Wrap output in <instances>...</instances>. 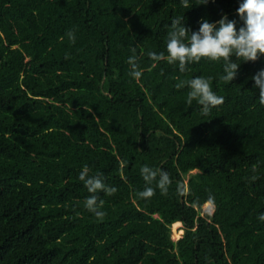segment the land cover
I'll list each match as a JSON object with an SVG mask.
<instances>
[{
	"label": "trees",
	"instance_id": "obj_1",
	"mask_svg": "<svg viewBox=\"0 0 264 264\" xmlns=\"http://www.w3.org/2000/svg\"><path fill=\"white\" fill-rule=\"evenodd\" d=\"M197 3L0 0V264H264V56L231 83L215 62L182 73L149 56L176 17L244 26L243 0ZM198 76L225 100L207 115L175 87ZM85 165L117 188L99 193L103 219L84 206ZM144 165L169 174L167 195L139 197Z\"/></svg>",
	"mask_w": 264,
	"mask_h": 264
},
{
	"label": "clouds",
	"instance_id": "obj_2",
	"mask_svg": "<svg viewBox=\"0 0 264 264\" xmlns=\"http://www.w3.org/2000/svg\"><path fill=\"white\" fill-rule=\"evenodd\" d=\"M181 3L186 9L192 7L189 0H181ZM207 3L208 0H198L197 4ZM238 14L244 23V26L238 30L236 21H230L226 15L215 23H210L207 19L203 20L198 31H191L185 27L183 17L173 18L167 37V54L150 52L149 56L154 62L165 61L169 65H178L182 73L187 70L188 65L198 64L201 60L215 62L223 67L220 80L223 83H231L237 77L241 62H256L264 56V0H243L238 8ZM67 35L69 39L75 41L73 32L70 31ZM132 51L133 55L127 60L131 69L129 74L139 80L143 72L139 68L135 49L133 48ZM152 66L155 67L156 63ZM252 79L259 89V103L264 105V70L259 71ZM185 86L190 89L187 93V104L191 106L195 101L201 106V112L205 115L225 102L223 96L213 91L212 77L198 76L190 80H181L175 85L177 89ZM140 171L146 184L145 189L138 193L140 198H152L156 188L162 195L168 194L172 180L166 171L150 168L147 165H144ZM89 172L88 166L85 165L79 174V179L90 193L84 201V206L97 218L103 219L106 213L101 210L104 200L100 198L99 193L112 196L117 192V188L104 183L100 174L90 176ZM154 183L155 187H152ZM179 190L183 192L182 188ZM214 211V197L209 195L204 212L211 216ZM258 219L264 221V214H260Z\"/></svg>",
	"mask_w": 264,
	"mask_h": 264
},
{
	"label": "built area",
	"instance_id": "obj_3",
	"mask_svg": "<svg viewBox=\"0 0 264 264\" xmlns=\"http://www.w3.org/2000/svg\"><path fill=\"white\" fill-rule=\"evenodd\" d=\"M184 233H185L184 232V226L182 225V226L178 227L177 229H174V235H176V236L172 235V239L178 241L183 237Z\"/></svg>",
	"mask_w": 264,
	"mask_h": 264
},
{
	"label": "rangeland",
	"instance_id": "obj_4",
	"mask_svg": "<svg viewBox=\"0 0 264 264\" xmlns=\"http://www.w3.org/2000/svg\"><path fill=\"white\" fill-rule=\"evenodd\" d=\"M206 206H207V205H206ZM206 206H205V207H206ZM178 227H180V226H177V227H176V226H173V227H172V234H173V236H176V235H174V229H177Z\"/></svg>",
	"mask_w": 264,
	"mask_h": 264
},
{
	"label": "bare ground",
	"instance_id": "obj_5",
	"mask_svg": "<svg viewBox=\"0 0 264 264\" xmlns=\"http://www.w3.org/2000/svg\"><path fill=\"white\" fill-rule=\"evenodd\" d=\"M174 226H176V227H177V226H182V224H177V225H174Z\"/></svg>",
	"mask_w": 264,
	"mask_h": 264
},
{
	"label": "crops",
	"instance_id": "obj_6",
	"mask_svg": "<svg viewBox=\"0 0 264 264\" xmlns=\"http://www.w3.org/2000/svg\"><path fill=\"white\" fill-rule=\"evenodd\" d=\"M183 225V224H182Z\"/></svg>",
	"mask_w": 264,
	"mask_h": 264
}]
</instances>
